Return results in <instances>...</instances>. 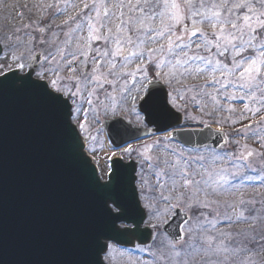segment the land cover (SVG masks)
<instances>
[{
    "label": "snow or ice",
    "instance_id": "snow-or-ice-1",
    "mask_svg": "<svg viewBox=\"0 0 264 264\" xmlns=\"http://www.w3.org/2000/svg\"><path fill=\"white\" fill-rule=\"evenodd\" d=\"M42 3L38 11L44 15L35 23L4 29L0 35V137L11 98L26 124L55 136L61 157L93 194L92 215L81 231L86 258L74 264H101L100 254L107 256L117 243L114 236L135 226L132 218L139 208L159 203L167 207L163 217L156 214L154 229L164 226L168 211L208 209L207 214L200 212L203 220L196 216L188 228L191 238L200 240L190 245L193 252L217 257L210 264H255L250 257L236 259L257 247L264 250V202L260 213L253 214L256 210L245 206L255 202L243 199L242 185L252 179L245 170L256 171L248 160L254 155L251 149L221 153L203 143L204 151L185 153L169 148L175 131L166 132L163 147L168 151L163 156L150 155L147 145L144 151L128 144L109 147L104 178L95 159L104 153V145L87 125L89 113L98 124L103 110L117 118V134L134 135L131 121L121 125V113L129 110L116 97L120 82L127 85L130 79L135 88L131 111L138 103L153 123L167 127L182 112L186 124L209 128L205 117L221 123L215 114L235 113L233 102L239 101L243 106L232 123L242 129L234 130L241 137L249 131L255 135L252 124L243 121L264 125V0ZM22 17L18 13L16 18ZM4 20L13 23L11 14ZM38 48L42 57L34 55ZM124 91L131 95L125 88L122 96ZM260 147L264 149V137ZM133 153L139 166L135 181L119 163L130 161ZM229 197L237 199H221ZM221 217L247 227L235 235L221 232Z\"/></svg>",
    "mask_w": 264,
    "mask_h": 264
},
{
    "label": "water",
    "instance_id": "water-1",
    "mask_svg": "<svg viewBox=\"0 0 264 264\" xmlns=\"http://www.w3.org/2000/svg\"><path fill=\"white\" fill-rule=\"evenodd\" d=\"M138 111L146 129L131 126L134 135L117 134L113 127L116 120L103 124L112 146L129 145L152 133L170 130L175 131L172 140L186 149H201L206 143L220 150L226 144L224 134L210 127L174 130L182 123L180 113L165 127L160 122L153 123L139 105ZM121 125L128 123L121 120ZM119 163L135 181L136 163ZM93 199L84 179L61 157L55 136L26 124L10 98L0 137V264H74L85 259L81 231L92 215ZM132 219L134 227L124 235L114 236L116 245H149L153 231L144 227L145 211L140 207ZM187 221L188 217L176 210L162 232L176 244L183 238L182 227ZM119 225L120 222L118 228ZM103 254L99 257L101 264Z\"/></svg>",
    "mask_w": 264,
    "mask_h": 264
},
{
    "label": "rangeland",
    "instance_id": "rangeland-1",
    "mask_svg": "<svg viewBox=\"0 0 264 264\" xmlns=\"http://www.w3.org/2000/svg\"><path fill=\"white\" fill-rule=\"evenodd\" d=\"M48 3H51L52 0H47ZM11 6H15L14 8ZM43 3L42 0H3V3L0 4V35H3V30L12 28V27H22L24 24L29 23H35L36 20L44 15V13H41L38 11V7H42ZM18 13H23L22 18H16ZM13 17V23L8 24L4 17L9 16ZM61 21L56 20L55 23L59 24ZM37 53H40L42 56L41 50L38 48L34 55ZM200 83H203V81H200ZM125 88L131 89V95H128L126 91H124L123 96L120 94ZM109 90H111L109 88ZM135 95V88L132 85L131 80H128L127 85H125L124 81L122 80L120 84L117 86V103L122 105L125 109H128L129 111L127 113H121L123 116V119L127 122L131 121V125L136 128H143V117L138 113L137 107L138 103L136 105L135 112L131 111L132 108V98L131 96ZM100 99L103 100L104 96L101 93ZM233 106L236 108V112L229 114L227 112L223 113H216L215 114V120L221 121V123H215L213 118L205 117V119L209 120V123L211 126L216 127L217 129L222 130L226 137L228 138V143L226 147L221 150V153L227 152V153H241L245 151V147L248 149H251L254 152V155L252 157H248L249 162L251 163V166L256 169V171H251L250 169H246V175L251 177V180H246L245 183L242 185V188L244 189V196L243 199L246 201H254L255 203H249L245 207L251 209L254 208L256 211L253 214H259L262 208L261 202H264V179L261 177H264V149H261L260 143L261 138L264 137V125H256L253 123V121L245 119L243 121V124H252L253 129L255 130V135L252 131H249L246 137H241L237 135L236 131L234 129H242V125L240 123L233 124L232 120L237 119L239 117V112L242 109L243 102H233ZM194 111V110H193ZM182 113V112H181ZM137 114L139 115V119H137ZM183 114V113H182ZM195 114V112H194ZM95 114L89 113V123L87 125L89 131L91 134L97 139L103 143L104 145V153L97 154V157L95 159H99V170L100 173L106 174L107 172V161L105 159V153L107 152L108 148L105 149V137L103 130L101 128V125L104 121H110L113 119H116V117H113L110 113L104 114L103 110L100 111L99 115V123L97 124L94 120ZM192 126V127H203V125H195V124H186L185 120L183 121L182 126ZM165 134L161 135L159 137H150L148 140L140 141L134 144H131V146L135 149H139L140 151L145 150V146H149L152 151L150 155L156 156V155H165L168 151V149H165L163 147ZM169 148H175L177 151L183 150L185 153L189 152V150L183 149L181 146L177 145L176 143L170 141H167ZM92 142H88L87 146H91ZM98 148L100 147L99 144L96 145ZM209 150V149H208ZM201 151H204L202 149ZM94 159V162H95ZM130 161H133L138 165V158L135 153H133V156ZM123 162L127 163L129 160H124ZM241 165L244 164V161H239ZM139 167V166H138ZM138 171V168H137ZM247 187V188H244ZM223 199H229L230 201H234L237 198L235 197H229V198H221ZM167 205L164 203H159L154 205L151 209H145L147 211V219L145 222V226L148 228H151L155 230V233L157 234L154 243L144 248L140 251H133V252H126V251H117L116 249H113L109 256L107 257V262L109 264H137L141 262L142 264H210L211 261L216 260L217 257L215 256H204L203 253H195L193 252L192 247L190 245H199L200 240L192 239L191 237L194 235L193 233L188 232L189 226L193 225L195 223V217L200 216V219L203 220V216L200 215V212H204L205 214L208 213V209H203L200 211L197 210H188L186 208H182V210L190 216V222L184 227V239L179 244L174 245L171 244L164 235L160 232L161 229L157 230L153 228V224L157 223L156 220V214L160 213L163 217V214L165 213ZM172 211H168L166 214V218L164 220V224L167 222V220L172 215ZM221 213L225 211L223 207L219 209ZM215 213H213L214 215ZM218 229L221 232L224 233H231L235 235L237 232H239L241 229L246 228L247 226L244 224H230L226 220L221 217L220 222L217 225ZM215 234V233H213ZM232 244L236 243V240L231 241ZM249 247H252V245H249ZM179 251L180 255H175V252ZM142 255H146V258L142 259ZM251 258L253 261H255V264H262L264 262V250H261L260 248H256L254 253H249L247 256H241L237 257V260H247L248 258ZM120 260H116V259ZM118 262V263H117Z\"/></svg>",
    "mask_w": 264,
    "mask_h": 264
},
{
    "label": "flooded vegetation",
    "instance_id": "flooded-vegetation-1",
    "mask_svg": "<svg viewBox=\"0 0 264 264\" xmlns=\"http://www.w3.org/2000/svg\"><path fill=\"white\" fill-rule=\"evenodd\" d=\"M114 249H116L117 251L119 250V251H126V252H127V251H128V252H133V251H140V250H143V249H136V248H135V249H125V250H122V249H120V248H117L116 246L114 247ZM108 256H109V254H108L107 256H104V257H103V259H104L105 262H107V257H108ZM145 256H146V255H143V258H144ZM116 260H120V259L118 258V259H116ZM141 262H142V261H141ZM141 262H140V264H142ZM107 263H109V262H107ZM117 263H118V262H117ZM126 264H130V263H126ZM137 264H139V263H137Z\"/></svg>",
    "mask_w": 264,
    "mask_h": 264
},
{
    "label": "bare ground",
    "instance_id": "bare-ground-1",
    "mask_svg": "<svg viewBox=\"0 0 264 264\" xmlns=\"http://www.w3.org/2000/svg\"><path fill=\"white\" fill-rule=\"evenodd\" d=\"M106 147H108V148L110 147V145H109V143H108V142L106 143Z\"/></svg>",
    "mask_w": 264,
    "mask_h": 264
}]
</instances>
